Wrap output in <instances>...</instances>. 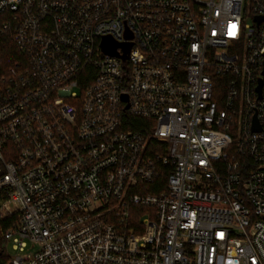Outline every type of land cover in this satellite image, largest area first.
Returning a JSON list of instances; mask_svg holds the SVG:
<instances>
[{
    "label": "built area",
    "instance_id": "1",
    "mask_svg": "<svg viewBox=\"0 0 264 264\" xmlns=\"http://www.w3.org/2000/svg\"><path fill=\"white\" fill-rule=\"evenodd\" d=\"M3 31L8 264H264V0H0Z\"/></svg>",
    "mask_w": 264,
    "mask_h": 264
},
{
    "label": "trees",
    "instance_id": "2",
    "mask_svg": "<svg viewBox=\"0 0 264 264\" xmlns=\"http://www.w3.org/2000/svg\"><path fill=\"white\" fill-rule=\"evenodd\" d=\"M24 59L21 51L17 48V46L12 41L9 31H3L0 34V77L4 75L8 68L14 65L16 62L22 61ZM136 127H138L136 125ZM166 174V173H165ZM164 182V175L161 179H158L154 184H147L146 190L150 193L158 192L162 183ZM1 191H0V199H1ZM18 219V213H12L8 216L0 215V233L1 239L4 243L2 233L3 231L14 224ZM9 260V255L5 252L4 244H2V248L0 250V264H6Z\"/></svg>",
    "mask_w": 264,
    "mask_h": 264
},
{
    "label": "water",
    "instance_id": "3",
    "mask_svg": "<svg viewBox=\"0 0 264 264\" xmlns=\"http://www.w3.org/2000/svg\"><path fill=\"white\" fill-rule=\"evenodd\" d=\"M100 46L104 52L109 53V54H116V48L118 46H121L122 49L125 51V50H128L130 43L118 44L110 36L106 35L101 38ZM254 128L258 129V126L255 124Z\"/></svg>",
    "mask_w": 264,
    "mask_h": 264
},
{
    "label": "rangeland",
    "instance_id": "4",
    "mask_svg": "<svg viewBox=\"0 0 264 264\" xmlns=\"http://www.w3.org/2000/svg\"><path fill=\"white\" fill-rule=\"evenodd\" d=\"M2 244H4V249H5V252L9 255V256H12L14 253H15V250L11 247L10 243H6L4 241V243L2 242V239H1V233H0V250L2 248ZM8 264V261L7 263Z\"/></svg>",
    "mask_w": 264,
    "mask_h": 264
}]
</instances>
